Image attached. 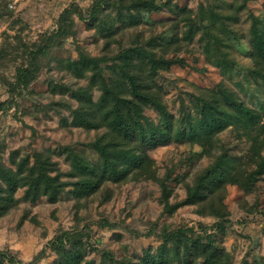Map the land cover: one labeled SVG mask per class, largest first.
Instances as JSON below:
<instances>
[{"label":"rangeland","instance_id":"obj_1","mask_svg":"<svg viewBox=\"0 0 264 264\" xmlns=\"http://www.w3.org/2000/svg\"><path fill=\"white\" fill-rule=\"evenodd\" d=\"M96 1L102 4L99 10H94ZM131 1L0 0V164L12 166L15 150L20 151L19 157L49 150L67 182L54 203L45 196L29 201L25 189L20 188L15 207L0 217V249L24 262L45 249L38 264H54L58 254L49 242L67 231L81 234L86 259L96 264L104 259L101 251L113 253L115 259L139 262L146 252L157 251L162 244L158 234L164 229L193 227L201 235L213 233L228 251L231 264H264V215L259 212L264 205V179L260 178L253 192L227 185L212 205V215L199 213L195 205L182 204L186 184L215 160L207 155L196 157L193 151L201 150L198 145L173 143L151 152L157 177L169 178L170 204L181 203L172 211L166 209L162 186L153 178L109 182L97 193L78 198L74 182L85 172L73 169L66 148L86 164L99 165L100 156L92 142L102 133L72 123L78 101L70 90L90 85L91 71L80 78L68 68L80 52L106 57L102 66L109 70L107 66L117 65L116 56L129 46L154 49L176 62L154 78L176 117L196 116L201 100L213 102L216 97L210 94L221 84L258 111L264 122L262 79L259 83L251 77V70L257 68L252 56V21L254 16H264V0H169L168 6L157 12L129 10ZM165 1L156 0L161 5ZM66 8H77L84 18L73 13V34L50 38ZM213 13L224 21L226 30L210 29L213 25H209L205 33L198 21ZM192 22L197 29L189 39ZM217 38L222 45L215 43ZM35 56V78L26 86L17 85L18 68L31 66ZM9 83L15 84L12 92ZM101 93L98 86L93 87L95 101ZM147 115L158 118L152 108L147 109ZM222 128L214 152L220 153V148L244 161L250 143L233 125L224 123ZM219 222L225 225L223 230L217 228ZM70 235L65 238H72ZM198 263L197 258L194 264ZM106 264L114 263L106 260Z\"/></svg>","mask_w":264,"mask_h":264},{"label":"trees","instance_id":"obj_2","mask_svg":"<svg viewBox=\"0 0 264 264\" xmlns=\"http://www.w3.org/2000/svg\"><path fill=\"white\" fill-rule=\"evenodd\" d=\"M168 3L169 0L163 5L156 0H132L128 9L157 12L162 10V6H168ZM101 5V2L96 1L94 10H99ZM73 13L84 18L77 8L64 9L59 18V27L50 38L73 34ZM198 23L204 25L205 33L209 25H213L210 29H225L224 21L219 15L214 16V13L212 17H202ZM195 24L192 22L187 32L189 39H192L197 29ZM251 33L254 48L252 56L257 66L251 70V77L264 86V16L253 17ZM215 43L222 45L220 38ZM156 44L151 46L155 47ZM38 53L42 54V49ZM165 57L154 49H145L136 44L122 50L116 56L119 63L107 66L109 70L102 66L108 61L106 57H92L84 52L79 53L78 60L69 63L68 68L77 77H84L91 71L89 86L65 90H70L71 96L78 101L77 107L72 110V123L85 129L102 130L92 142L100 156L99 165L86 164L74 150L66 148L73 169L82 168L85 172L74 182L80 192L79 199L97 193L109 182L153 178L162 186V200L166 209L172 211L174 207L181 206V203L170 204L169 178L167 176V179L162 180L157 177L156 161L151 155L156 148L173 143L198 145L201 150L193 151L196 157L207 155L215 159L196 175L192 183L186 184L187 196L182 204L197 206L201 214H214L212 205L227 185H237L247 192H253L260 178L264 179V122L261 114L246 105L233 90L219 84L210 94L216 98H213V102L201 100L196 108V116L187 113L183 118L176 117L164 100L162 86L154 82L161 70L169 69L176 63ZM36 59L35 56L31 66L18 68L17 85L26 86L35 78ZM14 85L9 83L10 92ZM94 86L102 91L97 101L92 95ZM148 108L158 113L157 119L147 115ZM224 123L233 125L250 143L248 156L242 162L223 149L218 148L220 153L214 152L217 135ZM19 155V150L13 152L12 166L0 164V217L15 207L18 201L15 194L20 188L25 189L24 197L29 201L34 202L45 196L54 203L60 199L67 185L62 179L58 162L49 150L35 151L33 156ZM259 212L264 215V205ZM219 218L225 220L224 217ZM106 225L111 224L106 222ZM224 227L222 222L217 224L220 230ZM67 235H70L67 231L58 234L49 242L58 254L54 264H96L86 259L87 249L81 234L70 235L73 239L65 238ZM158 236L162 244L157 251L146 252L139 262L115 259L113 253L101 251L104 257L101 264H106V260L114 264H183L189 259L191 261L188 264H194L197 258L198 264H231L228 251L213 233L201 235L193 227H179L170 231L164 229ZM44 252L45 249L32 261L24 262L16 260L10 251L0 249V264H38Z\"/></svg>","mask_w":264,"mask_h":264}]
</instances>
